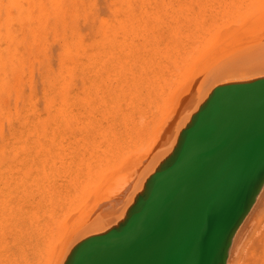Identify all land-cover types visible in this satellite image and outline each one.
<instances>
[{
  "label": "bare ground",
  "instance_id": "obj_1",
  "mask_svg": "<svg viewBox=\"0 0 264 264\" xmlns=\"http://www.w3.org/2000/svg\"><path fill=\"white\" fill-rule=\"evenodd\" d=\"M263 25L264 0H0V264L123 219L212 90L264 76ZM263 204L226 264H264Z\"/></svg>",
  "mask_w": 264,
  "mask_h": 264
},
{
  "label": "water",
  "instance_id": "obj_2",
  "mask_svg": "<svg viewBox=\"0 0 264 264\" xmlns=\"http://www.w3.org/2000/svg\"><path fill=\"white\" fill-rule=\"evenodd\" d=\"M264 185V76L218 84L123 219L64 264H226ZM205 227L211 245L200 247Z\"/></svg>",
  "mask_w": 264,
  "mask_h": 264
},
{
  "label": "rangeland",
  "instance_id": "obj_3",
  "mask_svg": "<svg viewBox=\"0 0 264 264\" xmlns=\"http://www.w3.org/2000/svg\"><path fill=\"white\" fill-rule=\"evenodd\" d=\"M148 9L152 10L151 7H150V5H148ZM172 12H174L175 14H177V11H176V12H175V11H172ZM166 13H170V9L167 8ZM255 28H257V27H255ZM259 28H260V27H259ZM259 28H257L258 32H256V33H259V31H261V32H260L261 34H260L259 38H257V40L259 39V40H258V41H259L258 43H260L261 41H262V43H263V40H264V39H263V37H264V33H263V32H264V29H263V28H264V25L261 26V29H259ZM262 31H263V32H262ZM250 33H251V32L248 33V36H249ZM256 33H255V34H254V33H251V34L257 35ZM262 33H263V34H262ZM258 35H259V34H258ZM248 36H247V37H248ZM262 36H263V37H262ZM245 37H246V36H245ZM245 37H243L242 40H244ZM251 37L254 38V39H252V40H256L255 38L258 37V36L253 37V36L251 35ZM251 37H249V38L251 39ZM261 37H262V40L260 41ZM247 39H248V38H247ZM242 40H241V42L244 43L245 40H244V41H242ZM252 40H251V41H252ZM249 41H250V40H249ZM249 41L247 40V43H248ZM252 42H253V41H252ZM254 42H255V41H254ZM254 42H253V43H254ZM250 43H251V42H249V44H250ZM253 43H252V45L256 44V43H254V44H253ZM262 43H260V44H262ZM245 44H246V43H245ZM263 44H264V43H263ZM55 48H56V46H55ZM209 74H210V73H209ZM186 97H187V96H186ZM189 97H190V96H189ZM189 97H187L186 99L184 98V99L187 100ZM185 100H183L184 103H185ZM183 101H181V102H182L181 104L184 105ZM186 102H187V101H186ZM186 104H187V103H186ZM186 104H185V105H186ZM181 108H183V106H182ZM77 139H78V138H76V140H77ZM132 169H133V170H136V168H131V170H132ZM142 169H143V168L141 167L139 171H141ZM139 171H138V172H139ZM130 172H131V173L133 172V173L131 174ZM130 172H129L130 175H131V176H134L133 178H131V183H132V182L134 181L135 177L137 176V173H136V175H135V174H134L135 171H130ZM132 179H133V180H132ZM117 193H119L118 195H120L121 192L118 191ZM262 208H264V204H263V207H262Z\"/></svg>",
  "mask_w": 264,
  "mask_h": 264
},
{
  "label": "snow or ice",
  "instance_id": "obj_4",
  "mask_svg": "<svg viewBox=\"0 0 264 264\" xmlns=\"http://www.w3.org/2000/svg\"><path fill=\"white\" fill-rule=\"evenodd\" d=\"M211 245V234L210 229L208 227H205L203 230V235L200 241V247L201 248H207Z\"/></svg>",
  "mask_w": 264,
  "mask_h": 264
}]
</instances>
